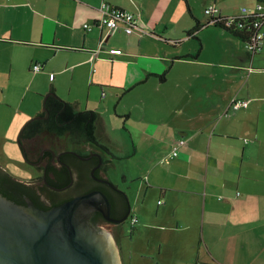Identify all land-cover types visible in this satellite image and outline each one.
Returning a JSON list of instances; mask_svg holds the SVG:
<instances>
[{"label": "crops", "instance_id": "crops-1", "mask_svg": "<svg viewBox=\"0 0 264 264\" xmlns=\"http://www.w3.org/2000/svg\"><path fill=\"white\" fill-rule=\"evenodd\" d=\"M103 3L141 12L151 25L162 12L155 0H0V148L12 127L45 110L52 90L77 110H94L90 105L107 97L103 88L97 93L96 64H136V83L156 79L163 91L174 81L180 92L156 97V124L142 131L156 158L146 183L153 179L164 197L156 209L159 264H264V46L252 58L229 31L194 32L196 18L182 28L196 36L86 31ZM234 99L249 106L233 111ZM161 107L173 117H160ZM181 139L179 156L169 158Z\"/></svg>", "mask_w": 264, "mask_h": 264}, {"label": "rangeland", "instance_id": "rangeland-1", "mask_svg": "<svg viewBox=\"0 0 264 264\" xmlns=\"http://www.w3.org/2000/svg\"><path fill=\"white\" fill-rule=\"evenodd\" d=\"M155 1L156 12L162 8V12L157 16V22L155 19L151 25L142 19L143 15L140 12L141 19L146 24L149 35L153 33L162 35L163 33L159 31H165L166 38L180 33L186 36L189 31H183L182 28L189 22L195 24L194 18L208 22L209 17L205 10L211 6L218 7L224 14H237L243 7L253 10L255 8L253 6L256 5V0ZM254 57L255 55L252 58ZM120 58L127 62L135 60L132 57ZM96 66L102 74L96 81L97 93L103 88L107 97L100 103L93 102L90 106H93L102 118V142L108 148L105 151L109 160V178L128 200L131 208L130 216L123 227V264H159L157 255L161 243L158 238L160 231L156 229V209L159 207L158 200H163L164 197L156 195L153 179L149 181L151 185L146 183V177H151L150 164L156 158L150 150L152 148L150 135L142 131L149 125L156 124V107L161 106L156 102V97L171 96L180 92L174 81L167 84L163 91L157 88L156 79L136 83L137 77L134 74L136 64L131 66L126 62H105L97 63ZM157 111L163 112V116L160 117H173L172 109L161 107ZM23 126L12 127L11 133L6 135L8 140L3 141V147L0 148V168L26 182L38 176L39 171L28 163L20 148L18 136ZM87 147L89 145H83L82 149ZM165 165L167 166V163H164ZM137 210L147 217L146 225L140 222L132 224L131 216L137 217L139 214ZM178 264L196 263L181 258Z\"/></svg>", "mask_w": 264, "mask_h": 264}, {"label": "water", "instance_id": "water-1", "mask_svg": "<svg viewBox=\"0 0 264 264\" xmlns=\"http://www.w3.org/2000/svg\"><path fill=\"white\" fill-rule=\"evenodd\" d=\"M94 212L120 224L131 208L113 218L111 202L99 190L48 210L30 199L18 204L0 192V264H122L114 237L92 225Z\"/></svg>", "mask_w": 264, "mask_h": 264}, {"label": "flooded vegetation", "instance_id": "flooded-vegetation-1", "mask_svg": "<svg viewBox=\"0 0 264 264\" xmlns=\"http://www.w3.org/2000/svg\"><path fill=\"white\" fill-rule=\"evenodd\" d=\"M83 145H76L65 137L29 141L26 144L27 161L39 173L25 182L23 191L15 192L18 204L24 205L30 199L38 208L48 210L79 195L99 190L110 200L113 218L126 216L129 205L124 195L111 184L106 151L89 144L82 149ZM91 223L99 231L105 230L114 237L123 264L124 223L107 221L99 212L93 213Z\"/></svg>", "mask_w": 264, "mask_h": 264}, {"label": "trees", "instance_id": "trees-1", "mask_svg": "<svg viewBox=\"0 0 264 264\" xmlns=\"http://www.w3.org/2000/svg\"><path fill=\"white\" fill-rule=\"evenodd\" d=\"M189 10L191 12L190 8ZM195 21L194 32L207 26H216L235 34L243 42L248 38L247 34L238 31L235 27L227 28L222 23H216L213 20H209L203 25L200 24L199 20L195 19ZM189 33L196 36L192 31ZM101 123L102 118L98 111L77 110L72 103L64 101L52 90L46 96L45 110L25 124L19 134L18 142L26 160H29L26 148L29 141L39 140L42 142L52 137H65L76 145L89 144L101 150H107L108 148L102 142ZM25 185V182L0 168V192L4 196L19 203L15 198V192L23 191Z\"/></svg>", "mask_w": 264, "mask_h": 264}, {"label": "built area", "instance_id": "built-area-1", "mask_svg": "<svg viewBox=\"0 0 264 264\" xmlns=\"http://www.w3.org/2000/svg\"><path fill=\"white\" fill-rule=\"evenodd\" d=\"M205 14L209 17V20H213L216 23H222L227 28L235 27L238 31L244 32L248 35V38L244 42L245 50L253 57L259 53L264 46V5L258 3L253 10L243 7L241 12L232 15H222L221 9L216 6H211L205 10ZM141 13L130 12L121 8L114 7L110 4L103 3L100 7V17L97 21L91 24H84L86 31H91L93 27L100 28L101 30L107 29L109 34H115L118 32H125L126 34H133L136 29H139L143 34H148V29L145 25H140ZM97 53V52H95ZM35 72H39L42 69V65L36 64L33 67ZM252 71V65L249 67ZM51 79H54L52 74ZM103 92V97L105 96ZM250 101L245 99H234L231 103V110L238 111L242 108H247ZM227 115V112H226ZM186 141L181 139L173 145L171 156L169 158H176L179 156V148L184 146ZM166 162H169L165 159ZM131 222L135 225L138 222L136 216H131Z\"/></svg>", "mask_w": 264, "mask_h": 264}]
</instances>
